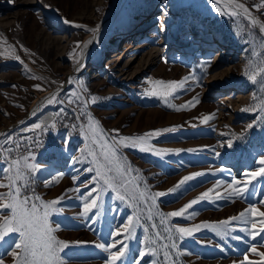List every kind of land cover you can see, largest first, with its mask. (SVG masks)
<instances>
[{
  "label": "rangeland",
  "instance_id": "obj_1",
  "mask_svg": "<svg viewBox=\"0 0 264 264\" xmlns=\"http://www.w3.org/2000/svg\"><path fill=\"white\" fill-rule=\"evenodd\" d=\"M91 1L93 0H14L9 3L8 0H0L3 15L7 20L12 19L7 29L0 26V53H7V58L0 56V126L6 127L9 121L24 115L35 94L50 86L24 61L38 71L59 80L65 77L69 68H74L78 63L79 49L87 29L76 28L74 24H97L98 18L110 3V0H102L97 10L93 11L94 15L84 18L89 12ZM238 2L251 8L260 0ZM123 4L119 17L121 20L117 18L104 33L97 44L99 51L92 52L78 75V83L87 89L83 91L89 101L85 115L81 116L76 110L77 105L69 103L66 99L69 93L78 92L74 86L67 87L58 97L60 102L52 104L54 115L41 124L43 128L57 123V129L54 130L51 140H48L50 143L47 148L36 154L38 163L44 166L39 174L40 179L31 184L24 193L29 196L39 195L44 201L63 197L62 215L53 213L48 217L50 226L55 228L57 223L61 225L53 235L58 240L88 242L87 245L66 250L72 259L68 264H105L108 253L92 245L110 243V231L126 223L127 217L133 212L126 203L115 200L114 194L106 193L105 214L102 222L94 226V231L81 219H63L78 216L82 202L75 187L78 184L82 191H86L84 184L95 174L78 172L91 167L88 162L73 165V159L81 157L85 144L82 128H86L88 124V115L97 121L100 118L110 135H114L113 129H119L123 136L137 137L153 130L175 129L151 138L148 145L122 147L120 150L125 164L130 165L134 172L139 174V179L135 182L140 184L142 191L147 188L153 193L166 192L173 189L185 176L198 172L206 173L186 182L176 191L157 198V203L165 215L178 210L207 189L213 188L217 182L220 186L216 190L225 195L227 184L233 178L241 181L248 179L245 173L260 167L257 161L260 155H264V120L258 119L264 116L260 111L264 107V89L242 75L244 69L249 67L250 61V70H255L264 62V47L261 46L264 43V35L256 29L257 27L251 28L243 16L234 19L216 13L213 0H124ZM165 4L169 9L168 30L161 33L157 16ZM252 11L254 16L264 21V13L255 9ZM57 15L67 17L74 24L64 25L57 20ZM41 33H47L50 39L65 34L58 40L66 49L60 54L54 47L46 46L39 38ZM139 33H144V50L130 49L125 52V40L131 36L137 37ZM189 35H192L190 40L187 38ZM216 42L226 45L228 49L220 54V50L215 48ZM8 45L13 47L9 48ZM20 45L27 48L28 52H24ZM155 48L161 52L147 70L130 78L126 76L127 71L122 74L126 70V67L123 68L125 61L134 59L128 54L135 52V56L138 55L130 66L137 65L143 61L146 51ZM14 55H19L23 64L15 60ZM209 56L212 57L211 67L208 74L203 76L202 87L189 80L185 90L178 91L175 97H165L162 86L151 83L156 80L179 82L192 72L200 75V66ZM217 67H228L229 72L213 87L208 83V77ZM153 89H156L158 94L148 95ZM92 96L97 98L96 103H91L89 98ZM196 96L200 102L194 107L189 106L188 110L176 111L169 106L184 105ZM239 98L242 99L241 103L234 107L233 103ZM242 108L250 110L241 111ZM61 109L65 111L61 113ZM212 113L215 118L206 124H201L200 120L196 119ZM254 121L255 126L249 130L248 125ZM68 123L78 124L77 133ZM103 126L100 124L104 130ZM27 130L8 133L13 140L6 144L7 147H14L16 141L21 145L13 151L12 159L28 155L27 138L36 135L40 137L43 133L38 129ZM228 139H233V147L221 148L220 144ZM64 141L68 143L65 144ZM0 145H5V140H2ZM140 147H147L149 150L141 151ZM213 148L216 152H221L220 157L215 156L211 150ZM20 149H26V152L19 153ZM157 150L161 151L162 155H156ZM31 162L30 160L29 163ZM6 167L4 154L0 151V182L3 183L8 182L4 178ZM73 175H79L76 184L73 183ZM53 176L58 182L46 187L45 180H50ZM67 189L72 190L66 192ZM6 191L7 189L0 188V192ZM210 196L211 202L199 201L184 217H170L163 225L159 215L162 211L157 208L158 211L153 212V219L148 220V208L143 207L141 223L136 228V239L131 242L134 251L129 257L130 264H134L138 256V251L135 250L144 246L141 241H144L146 235L155 239L157 230L162 235L153 246L156 254L146 256L142 264H151L153 260H156L157 264H172L173 257L175 264H240L245 255L255 264H264V258L249 251L251 245L255 244L257 251L264 252V235L252 241L251 237L237 231L235 234L244 239H228L225 243L210 228H201L199 232H194L195 239L186 237L181 240L177 235L167 238L166 229L173 226L193 227L205 222L214 224L238 215L253 204L264 211V204L259 203L264 200V177L253 181L243 198L216 199L215 193ZM193 211L198 214L191 215ZM235 223L238 227L245 226L239 222ZM152 224L157 228L153 229ZM145 227L149 229L147 234L144 232ZM247 227L250 228L251 225ZM7 240L8 242L0 247V258H3L4 264H12L9 253L15 248L18 234H9ZM173 241L179 251H173L165 258L164 245H170ZM64 259L68 260L67 257Z\"/></svg>",
  "mask_w": 264,
  "mask_h": 264
},
{
  "label": "snow or ice",
  "instance_id": "obj_2",
  "mask_svg": "<svg viewBox=\"0 0 264 264\" xmlns=\"http://www.w3.org/2000/svg\"><path fill=\"white\" fill-rule=\"evenodd\" d=\"M9 3H13L14 0H8ZM50 8L51 5H44ZM252 9L257 12L264 13V0H260L258 4H253L251 8L246 7L244 3L238 2V0H227V7L221 6V0H214V11L220 15H226L230 18H240L243 16L247 19L249 26L251 28L257 25L260 28V32L264 33V21H261L256 16L253 15ZM58 11V10H57ZM168 6L163 5L162 11L157 16L159 22V31L161 33L168 30L167 16H168ZM57 20L64 25H73L74 22L70 21L67 17L57 15ZM76 28H83L81 24H74ZM94 34L99 33V26L96 28L88 29ZM189 40L192 39V35L187 37ZM93 43L89 41L88 44ZM85 45V48L88 47ZM79 46V42H77ZM264 47V43L261 45ZM12 48V45H8ZM24 52H28L27 48L20 45ZM0 56H5L7 58V53H0ZM15 60L23 64V60L19 55H14ZM211 59L209 56L207 61L201 65L200 75H196L195 72L189 74L183 78V80L176 82H165L162 80L152 81L151 83L155 85L162 86L165 90L163 95L165 97H175L178 91L185 90L188 85L187 81H195L196 86H203V76L208 74V69L211 67ZM26 67V66H25ZM84 65L81 64L77 71H81ZM251 61L249 62V67H246L242 72V75L246 76L253 84H259L261 89H264V62L262 66L255 68V70H250ZM69 83H72V78H69ZM15 87V85H13ZM39 87V86H36ZM81 91H87L86 87L81 85ZM156 89H153L148 93L150 96L157 95ZM69 103L77 105L76 110L80 112L81 116L85 115L88 101L81 97V93L72 92L66 97ZM91 103H96L97 98L92 96L89 98ZM253 99H255V93L253 94ZM49 103L60 102L58 100V95H53L49 98ZM199 97H193L192 100L187 101L184 105L173 107L176 111L188 110L189 106L194 107L199 103ZM249 108H242L241 111H249ZM65 110L61 109V113ZM264 113V107L260 109ZM35 114V113H33ZM80 117H77L79 119ZM215 118V114H208L202 117H197L201 124H206L210 120ZM88 124L86 128H82V134L85 138V144L81 150V157L73 159V165L77 163L88 162L92 166L85 169L78 170L83 172H94L95 174L89 179L87 183L84 184V189L82 191L80 185H76L75 191L82 202L81 211L76 217H63L65 220L81 219L87 222L90 230H95L94 226L102 222V218L105 214V194H114V199L126 203L129 207L133 209L131 215L127 217V222L122 226H119L116 230L110 231L109 235L111 237L110 243H94L92 246L104 250L108 253L105 264H130L129 257L134 251L131 242L136 239L135 233L136 228L141 223L143 216V207L148 208V220L153 219V212L158 211L157 198L163 197L176 191L186 182L193 180L197 176L206 175L204 172L193 173L185 176L178 182V184L173 189H168L166 192L151 193L150 190L145 188L143 191L140 190V184L136 183L135 180L139 179V174L135 173L130 165H126L124 159L120 155V149L122 147H137L138 145H148L151 138L159 137L162 132L175 131L172 129L163 130H153L151 132L145 133L143 136H123L120 134L119 129H113L114 135H109L104 132L100 127L99 121L95 120L91 115H88ZM258 119L264 120V116L258 117ZM55 123L51 125V128H55ZM255 126V121L248 125V129H252ZM51 128L45 126L42 128L40 123L33 125L34 130H42L48 132ZM221 135H226L221 133ZM0 136L4 137L5 145H0V151L4 154V161L7 165L5 171V179L7 183L0 182V188L7 189L6 192H0V247L4 243H7V237L9 234H18V240L15 241V248L9 253L12 257V264H68V261L72 260L68 251L69 249L77 248L82 245H87L88 242L85 241H66L58 240L53 233L58 231L60 224L54 228L50 226L48 217L53 214L62 215L63 208L61 207V201L63 197H58L57 199L44 201L39 195H25L28 187L34 184L38 179H40L41 169L44 168L37 161V155L31 151L33 145L42 148L44 146V141H42L39 135L29 136L27 138L28 145V155L22 156L19 159H12V153L14 150L21 147L20 143H14V147H7L6 144L12 142L13 138L10 134L0 133ZM243 136V133H241ZM65 144L68 141H64ZM233 139H228L226 142L220 144L221 148H232ZM141 151H148L147 147H140ZM216 157H220L221 152H216L215 149H211ZM170 151V150H165ZM179 151V150H177ZM156 155H162V152L157 150ZM32 161L29 163V161ZM258 167L256 170H250L245 173L248 179L241 181L240 179L233 178L230 183L227 184L225 189V195H221L216 189L220 186L219 182L213 186V188L207 189L205 192L201 193L198 197L189 201L187 204L183 205L178 210L171 211L166 215L164 213H159L161 216V224H165L170 217H184L188 214V210L193 209L199 201L209 200L212 201L211 193H215L216 199H239L243 198L247 192L249 185L256 181L257 178L264 177V155H260L257 161ZM214 174V173H213ZM51 175V174H50ZM62 176L63 173H60ZM79 179V175H73V183ZM58 182L53 176L50 180H45V186H50L52 183ZM91 185V186H89ZM72 189H67L71 191ZM38 202V203H37ZM259 203L264 204V200L259 201ZM195 211L191 215H196ZM235 222L245 225L244 227H238ZM251 227H247V225ZM152 228L156 229L157 226L152 224ZM201 228H210L216 236L225 243L228 239L241 241L244 237L236 235L237 231L245 233V236L251 237L252 241H255L258 236L264 235V211L259 210L254 204L250 205L248 208L241 211L238 215L230 216L227 219L220 220L214 224H209L207 222L202 225H195L193 227H181L173 226L166 229L168 233L167 238H171L173 235H177L179 239L194 237V232H199ZM149 229L144 228V232L147 234ZM161 233L156 231V238L150 239L147 235L144 241L141 243L143 247L135 250L138 251V256L134 260V264H142L146 256L155 255L156 249L153 247L157 244L161 237ZM164 252L165 258H168L173 251H179L175 241L170 245L165 244ZM221 250H223L221 248ZM249 251L257 256L264 258V252L257 251V246L252 244ZM63 254V256L61 255ZM64 257H67L66 261ZM255 264V262L249 260L248 256L245 255L244 260L240 264ZM0 264H4L3 258H0ZM151 264H157L156 260H153ZM172 264H175V257L172 258Z\"/></svg>",
  "mask_w": 264,
  "mask_h": 264
},
{
  "label": "bare ground",
  "instance_id": "obj_3",
  "mask_svg": "<svg viewBox=\"0 0 264 264\" xmlns=\"http://www.w3.org/2000/svg\"><path fill=\"white\" fill-rule=\"evenodd\" d=\"M101 2L102 0L91 1L89 3V12L84 16V18H90V16L94 15L93 11L97 10V6L101 5ZM123 3H124V0H110V3L108 7L105 9L102 16L98 18L97 24H94V25L83 24L84 28L87 29V32L82 39L81 47L79 49V61L74 66V68H69L67 70L66 75L63 79L59 80L49 74L38 71L33 66L29 65L26 61H24L27 66H29L33 71L37 72L50 86L48 87V89L42 92L36 93L34 98L32 99V102H31V105L29 106L28 111L24 115L15 119L14 121L12 122L9 121L8 122L9 125H12V124L16 125L18 123L22 124L23 128H21L19 131V132H22L27 129H30V130L33 129V125L37 123L43 124L44 122H46L48 119H50L54 115V111H55V109L52 106L53 103L48 102L49 98H51L53 95H58L59 97V95L69 86H74L77 89V91L81 93V97L88 101L86 94L81 91V85L78 83V75L82 72V70L78 72L77 68L81 64L85 66L86 62L88 61L90 55L92 54L94 50L99 51L97 44L99 43L101 37L113 25V23L117 20V18L121 20L119 17L123 11V6H124ZM221 5H224L227 7V0H221ZM2 10H3V7L0 6V26L4 29H7L12 19L7 20V17L3 15ZM97 26H99L98 34H94L93 32L88 30V29L96 28ZM256 27L254 28L260 31L259 26L257 25ZM262 34L264 35V33ZM143 35L144 33H141V34L139 33L137 37L136 36L128 37V39L125 40V46L127 47L125 52L130 49L131 50L140 49V51H143L144 50L143 39H145ZM61 36L63 37L65 36V34L57 35L53 37V39H55L53 40L49 38V35L47 33H41L39 35V38L46 46L54 47L56 49V52L61 54L66 49L64 44L61 43L60 40H58ZM134 39H135V42H134ZM89 41H93V43L88 44ZM86 44H88L87 48H85ZM225 46L226 45H220V43H217L215 45V48H218L217 50H220V54H222L226 49H228ZM160 52L161 50L156 49V48L146 51L144 54L143 61L140 62V64L132 65L133 67L130 65L134 62L135 58L138 55L135 56L136 54L135 52L132 54H128L134 57V59L130 60L129 58L127 61H125L123 68L126 67V70H124L122 74H125L124 72L127 71L126 76H129L130 78L133 75H136L138 73H141L147 70L158 59V55L160 54ZM97 56H99V54H97ZM228 72H229L228 67H223V68L217 67L215 70H213L211 75L208 77V83L210 84V86L214 87L216 84H218V82H220L228 74ZM69 78H72V81H73L72 83L68 82ZM241 101H242L241 98L237 99V101L233 103V106L236 107L237 105L241 103ZM87 106H89V101L87 103ZM98 120L101 126H103L102 124L103 122H101L100 118H98ZM4 126H0V133H3L8 127V126L6 127ZM13 132L17 133L18 131H13ZM104 132L110 135V133L106 130L105 127H104ZM2 140H4V138L0 136V143L2 142Z\"/></svg>",
  "mask_w": 264,
  "mask_h": 264
},
{
  "label": "built area",
  "instance_id": "obj_4",
  "mask_svg": "<svg viewBox=\"0 0 264 264\" xmlns=\"http://www.w3.org/2000/svg\"><path fill=\"white\" fill-rule=\"evenodd\" d=\"M53 123H51L50 125H48L47 127H49V128H51V125H52ZM55 128H51V130L50 131H48V132H44V131H42V130H40V132L42 133L41 134V136H40V139L42 140V141H44V146L42 147V148H40V147H37V146H35V147H31V151L32 152H34V154H37L41 149H44V148H47V146H48V144L50 143L49 141L51 140V138H52V135H53V133H54V130L55 129H57V123H55ZM68 126L75 132V133H77V131H78V124L77 123H68ZM39 130V129H38ZM49 140V141H48ZM17 142V141H16ZM22 152H26V149H20L19 150V153H22Z\"/></svg>",
  "mask_w": 264,
  "mask_h": 264
},
{
  "label": "water",
  "instance_id": "obj_5",
  "mask_svg": "<svg viewBox=\"0 0 264 264\" xmlns=\"http://www.w3.org/2000/svg\"><path fill=\"white\" fill-rule=\"evenodd\" d=\"M21 128H23V125L22 124H16V125H9L7 128H6V130L3 132V133H5V134H7V133H10V132H13V131H20V129ZM22 132H24V131H22ZM2 138H4V137H2ZM151 193H153V191L151 190ZM154 194V193H153ZM157 208L160 210V211H162V208L160 207V205L157 203ZM162 213H163V211H162Z\"/></svg>",
  "mask_w": 264,
  "mask_h": 264
},
{
  "label": "crops",
  "instance_id": "obj_6",
  "mask_svg": "<svg viewBox=\"0 0 264 264\" xmlns=\"http://www.w3.org/2000/svg\"><path fill=\"white\" fill-rule=\"evenodd\" d=\"M110 132V131H109Z\"/></svg>",
  "mask_w": 264,
  "mask_h": 264
}]
</instances>
